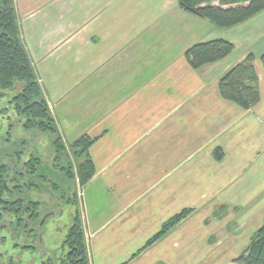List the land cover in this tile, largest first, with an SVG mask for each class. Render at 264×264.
Returning a JSON list of instances; mask_svg holds the SVG:
<instances>
[{
    "label": "crops",
    "instance_id": "crops-1",
    "mask_svg": "<svg viewBox=\"0 0 264 264\" xmlns=\"http://www.w3.org/2000/svg\"><path fill=\"white\" fill-rule=\"evenodd\" d=\"M15 5L65 143L95 139V174L81 188L91 264H238L264 222L262 61L261 100L245 109L219 82L249 52L194 69L186 50L213 39L190 23H210L177 0ZM185 209L194 211L138 254Z\"/></svg>",
    "mask_w": 264,
    "mask_h": 264
},
{
    "label": "trees",
    "instance_id": "trees-1",
    "mask_svg": "<svg viewBox=\"0 0 264 264\" xmlns=\"http://www.w3.org/2000/svg\"><path fill=\"white\" fill-rule=\"evenodd\" d=\"M177 1L182 9L208 19L219 28H231L264 11V0H218L216 5L214 0ZM234 49V43L218 38L191 46L185 55L191 66L199 69L227 57ZM254 60L253 54H248L219 82L223 98L245 109H251L261 100ZM261 60L264 66V53ZM18 81L23 83L21 90L9 95ZM6 96L9 105L0 107V113L5 114L8 123L6 131L0 133V220L9 216L15 220L21 215L24 204L27 212L40 214L39 203L33 201L34 192L62 193L61 177L72 184L73 191L78 179L84 186L95 174L89 153L95 139L84 135L72 143H65L22 40L15 0H0V100ZM9 111L12 116L8 115ZM42 135H47L50 141V153L45 155L39 151ZM63 160L66 166L58 167L57 163ZM50 163L55 166L49 167ZM72 204L77 207L63 244L65 252L57 264H91L82 211L74 191ZM193 211L185 209L164 222L161 230L138 254L161 240ZM0 241L4 242L5 237H0ZM234 261L238 264H264V222Z\"/></svg>",
    "mask_w": 264,
    "mask_h": 264
},
{
    "label": "rangeland",
    "instance_id": "rangeland-1",
    "mask_svg": "<svg viewBox=\"0 0 264 264\" xmlns=\"http://www.w3.org/2000/svg\"><path fill=\"white\" fill-rule=\"evenodd\" d=\"M207 23L210 24L199 26L198 20H194L190 23V31L192 32L195 30L193 32H196L199 36L205 35L208 39L229 38L233 40L235 43V49L229 54L227 61L238 58L244 52H249V54L252 53L255 60L262 61L261 56L264 53V12L257 14L256 17L247 20V22L240 26L236 25L231 28H219L212 25V22L208 19ZM22 84V82L18 81L16 87L12 91H9V95L12 96L19 92L22 88ZM8 105V96L0 100V107ZM8 115L12 116V113L9 111ZM7 125V117L5 114L2 115L0 113V133L6 131ZM49 145L50 141L48 136L42 135L39 140V151L45 154L50 153ZM74 187L73 191L74 193H77V197L81 204L80 210L83 212L81 199L82 185L80 184L79 179L76 181ZM86 189L87 187L84 188L85 197L87 195ZM76 207V204L64 205V213L61 216L53 217L48 220L45 225V242L48 245V248L53 249L55 254L54 259L56 258L55 264L58 263V259L61 258L65 252V250L61 248V244L68 228L72 224L73 213L76 210ZM8 219H14V217L9 216ZM2 235L5 236V241H0V264H41V258L43 257L41 252L45 250H37L35 252L32 249L19 248V246H16V243H18L17 239L12 237L10 231L7 229H4Z\"/></svg>",
    "mask_w": 264,
    "mask_h": 264
},
{
    "label": "flooded vegetation",
    "instance_id": "flooded-vegetation-1",
    "mask_svg": "<svg viewBox=\"0 0 264 264\" xmlns=\"http://www.w3.org/2000/svg\"><path fill=\"white\" fill-rule=\"evenodd\" d=\"M45 155V153H43ZM48 154V153H47ZM65 160L59 161L58 167H65ZM55 164L50 163L49 167H54ZM72 168H75V164L72 163ZM63 171L59 174L61 176ZM65 177L59 178L62 181V185L64 191L62 193L54 192L51 193H43L34 192L33 201L35 203H39V211L40 214L34 215L33 213L27 212V206L24 204L22 213L17 217V219L3 218L0 220V237H5L2 235L4 229L10 231L12 237L17 239L16 246L22 249H32L35 252L37 250H45L41 252L42 254V261L41 264H55L54 259V252L53 249L48 248V245L45 242V225L48 220L52 219L53 217L61 216L64 213V205H72V184H69L64 179ZM68 187V188H67ZM78 206L80 207V201L77 197ZM72 225V224H71ZM70 225V227H71ZM69 227V228H70ZM68 228V230H69ZM67 230V232H68ZM66 232V234H67ZM66 238V235H65ZM64 240L62 241L61 248L63 249ZM40 258V257H39ZM22 260V259H21ZM20 260V262H21ZM22 264V263H21Z\"/></svg>",
    "mask_w": 264,
    "mask_h": 264
},
{
    "label": "water",
    "instance_id": "water-1",
    "mask_svg": "<svg viewBox=\"0 0 264 264\" xmlns=\"http://www.w3.org/2000/svg\"><path fill=\"white\" fill-rule=\"evenodd\" d=\"M0 197H1V192H0Z\"/></svg>",
    "mask_w": 264,
    "mask_h": 264
}]
</instances>
